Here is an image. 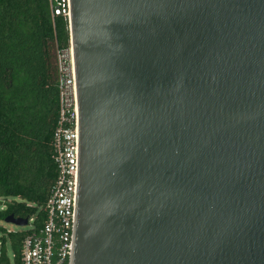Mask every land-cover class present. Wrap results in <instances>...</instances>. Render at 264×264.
Returning <instances> with one entry per match:
<instances>
[{
    "label": "water",
    "instance_id": "water-1",
    "mask_svg": "<svg viewBox=\"0 0 264 264\" xmlns=\"http://www.w3.org/2000/svg\"><path fill=\"white\" fill-rule=\"evenodd\" d=\"M68 24L70 264H264V0H69Z\"/></svg>",
    "mask_w": 264,
    "mask_h": 264
},
{
    "label": "trees",
    "instance_id": "trees-1",
    "mask_svg": "<svg viewBox=\"0 0 264 264\" xmlns=\"http://www.w3.org/2000/svg\"><path fill=\"white\" fill-rule=\"evenodd\" d=\"M58 1L0 0V219H27L25 230H2L0 264H11L7 245L20 263L23 238L47 219L58 174L56 51L70 47L68 18L54 13Z\"/></svg>",
    "mask_w": 264,
    "mask_h": 264
},
{
    "label": "built area",
    "instance_id": "built-area-1",
    "mask_svg": "<svg viewBox=\"0 0 264 264\" xmlns=\"http://www.w3.org/2000/svg\"><path fill=\"white\" fill-rule=\"evenodd\" d=\"M54 13L69 16V0H59ZM58 120L53 133L58 174L45 202L47 219L25 235L19 264H70L76 222L79 112L70 47L56 51ZM3 202V201H2ZM0 206V210L3 209ZM32 218L28 220L31 222ZM13 263V262H12Z\"/></svg>",
    "mask_w": 264,
    "mask_h": 264
},
{
    "label": "rangeland",
    "instance_id": "rangeland-1",
    "mask_svg": "<svg viewBox=\"0 0 264 264\" xmlns=\"http://www.w3.org/2000/svg\"><path fill=\"white\" fill-rule=\"evenodd\" d=\"M2 204H4V202H2V201L0 200V206H1ZM3 229L11 230V231H17V230H25V229H27V227H18V226H15V225H12V224L6 223V222H4V220H1V219H0V235L2 234V230H3ZM7 255H8V257H9V260H10L11 264H13V263H12V253H11V250H10V248H9L8 245H7Z\"/></svg>",
    "mask_w": 264,
    "mask_h": 264
}]
</instances>
